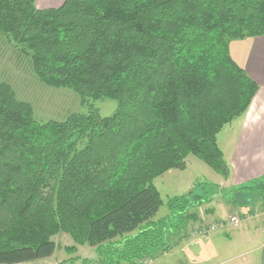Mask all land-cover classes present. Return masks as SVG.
<instances>
[{"label":"trees","instance_id":"16d2710c","mask_svg":"<svg viewBox=\"0 0 264 264\" xmlns=\"http://www.w3.org/2000/svg\"><path fill=\"white\" fill-rule=\"evenodd\" d=\"M258 37L264 0H70L48 10L0 0V59L10 53L86 109L38 121L0 81V264L50 258L59 234L101 264L166 254L200 201L192 188L154 222L153 181L190 157L228 178L217 135L258 92L229 44ZM102 99L117 104L108 118L88 104ZM259 190L264 179L236 191Z\"/></svg>","mask_w":264,"mask_h":264},{"label":"crops","instance_id":"0c3cea01","mask_svg":"<svg viewBox=\"0 0 264 264\" xmlns=\"http://www.w3.org/2000/svg\"><path fill=\"white\" fill-rule=\"evenodd\" d=\"M66 1L70 0H35V6L38 10L56 9ZM244 59L242 68L258 85V92L247 112L224 127L234 122L236 124L228 131L232 133V136L228 133L231 138L228 156L219 148L230 170L220 187L232 198L235 190L264 179V37L250 38L249 51ZM247 193L238 196L237 200L234 196V206L233 202L224 205L222 201H215L217 204L213 209L210 200L207 202L210 208L205 209L204 213H194V225H198L190 233H187L188 228L186 234L180 237V262L264 264V210L256 212L264 209V197L254 196L257 192ZM234 213L240 215L236 228L227 224L228 217ZM211 227L215 230L210 231ZM224 238L228 242L219 248ZM58 253L56 250L50 258L28 264H45L48 261L57 264L54 259ZM64 260L60 264L67 262V259Z\"/></svg>","mask_w":264,"mask_h":264},{"label":"rangeland","instance_id":"374dc122","mask_svg":"<svg viewBox=\"0 0 264 264\" xmlns=\"http://www.w3.org/2000/svg\"><path fill=\"white\" fill-rule=\"evenodd\" d=\"M250 45V39H244L241 41H232L229 44V54L231 59L240 67H243V62L246 54H248ZM2 50H0L1 52ZM1 57V55H0ZM12 56L10 53L4 55L3 59H0V81L7 83L15 97L24 103L29 104L34 112V116L38 121H62L71 114L85 112L80 105V99L69 90H56L50 89L42 85L37 79L32 77L30 66L28 64H16L11 62ZM243 69V68H242ZM95 108L102 118H108L114 114L117 109V104L114 101L102 99L96 102L88 103ZM235 122L229 125L219 133L217 136L218 147L228 156L230 141L229 134L231 129L234 128ZM232 127V128H231ZM231 128V129H230ZM232 136V133H230ZM186 168L182 171L169 170L157 177L153 181V185L159 194L160 201L162 203L154 222L168 215V209L166 207L167 202L175 197L186 194L190 189L194 188V194L200 201L198 206L192 208L189 213H204L205 209L210 208V204H207L211 200L213 209L217 204L215 201H222L224 205L228 202H233L238 196L248 195L247 192L234 191L233 198L223 188L220 187L223 184V179L213 173L208 167L203 165L195 158H187ZM205 191L208 194L205 195ZM257 198L264 197V190L255 191ZM204 201V204L201 203ZM214 202V203H213ZM250 202V201H249ZM206 204V205H205ZM233 202V206H234ZM217 209V208H216ZM264 209L258 212H263ZM196 217V216H195ZM236 217L240 221V215L234 213L228 217ZM195 219L187 223V227L184 232L180 233L179 230H174L170 236V250L162 255L156 257L154 260L144 261V264H189L180 262V237L183 233L186 234V230L192 231L198 224L194 225ZM54 243L58 246V254L54 261L60 264L64 259L67 262L63 264H101L97 258V253L94 249L88 246H76L73 244L69 236L59 234L52 238ZM227 239L224 238L219 244V248L226 245ZM228 242V241H227ZM75 246L76 250L73 252L64 251L65 248ZM80 257V258H79ZM43 264V263H42ZM45 264H51V262H45ZM208 264V262L206 263Z\"/></svg>","mask_w":264,"mask_h":264},{"label":"built area","instance_id":"2783aa9c","mask_svg":"<svg viewBox=\"0 0 264 264\" xmlns=\"http://www.w3.org/2000/svg\"><path fill=\"white\" fill-rule=\"evenodd\" d=\"M239 222H240L239 219H237L236 217H230V219L227 220L228 226L233 227V228L238 227L239 226ZM209 230L210 231H214L215 228L211 227V228H209ZM201 233L203 234L204 232H201Z\"/></svg>","mask_w":264,"mask_h":264}]
</instances>
